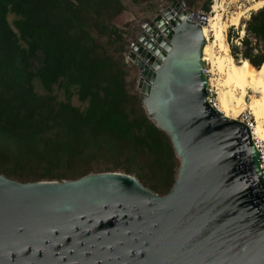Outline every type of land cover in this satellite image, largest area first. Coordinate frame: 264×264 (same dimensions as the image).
<instances>
[{
    "label": "water",
    "instance_id": "1",
    "mask_svg": "<svg viewBox=\"0 0 264 264\" xmlns=\"http://www.w3.org/2000/svg\"><path fill=\"white\" fill-rule=\"evenodd\" d=\"M206 20L170 0L126 48L144 109L180 160L169 193L120 171L0 174V264H264L260 150L246 124L207 101Z\"/></svg>",
    "mask_w": 264,
    "mask_h": 264
},
{
    "label": "trees",
    "instance_id": "2",
    "mask_svg": "<svg viewBox=\"0 0 264 264\" xmlns=\"http://www.w3.org/2000/svg\"><path fill=\"white\" fill-rule=\"evenodd\" d=\"M124 9L122 0H0V174L61 181L122 166L169 193L179 160L141 96L127 89L125 31L112 22ZM9 14L18 17L13 26ZM242 23L231 54L262 70L264 7ZM106 154L114 167L94 172L91 163Z\"/></svg>",
    "mask_w": 264,
    "mask_h": 264
},
{
    "label": "bare ground",
    "instance_id": "3",
    "mask_svg": "<svg viewBox=\"0 0 264 264\" xmlns=\"http://www.w3.org/2000/svg\"><path fill=\"white\" fill-rule=\"evenodd\" d=\"M219 7L216 4L213 12ZM263 7L264 0H254L250 6L233 16L230 25H239L248 11H257ZM207 18L202 26L206 40L203 60L211 63V71L217 75L220 102L218 111L237 119L245 109H250L257 121L256 133L264 139V69L258 70L248 60L235 61L230 53V45L226 42L225 31L229 24H223L219 11ZM211 31L214 39L210 41ZM244 33L242 30L243 35Z\"/></svg>",
    "mask_w": 264,
    "mask_h": 264
},
{
    "label": "rangeland",
    "instance_id": "4",
    "mask_svg": "<svg viewBox=\"0 0 264 264\" xmlns=\"http://www.w3.org/2000/svg\"><path fill=\"white\" fill-rule=\"evenodd\" d=\"M186 3V9L190 12L194 11H200L201 9H204L205 14L207 16H214L216 12H220L222 15V22L223 24H229L225 34H226V42L230 45H240L238 36H242V30L245 27V25L242 23L246 20H248L253 12H256L255 10H250L246 13V15L241 19V23L239 25H230L231 19L233 16L236 15L238 11L244 10L246 7L250 6V4L253 3L254 0H211L209 3V10H205V5L208 3V0H184ZM123 4L125 5L124 11H122L114 20L112 21L115 25H117L120 29L125 31V48H127L130 45L129 37L133 32V28L141 26V23L145 19H152L157 15L159 6L168 2L166 0H149L144 1L140 3H135L132 0H122ZM220 6L217 8V11L213 12V7L215 5ZM18 17L14 14H9L8 20L10 24L13 26V22ZM208 19V18H207ZM234 27V30L230 31V28ZM127 33V34H126ZM213 33L210 32V37L208 40H213ZM216 52L218 49H215ZM219 52V51H218ZM231 53V51H230ZM128 52L126 50V53L124 55L125 57V63L126 68L128 70V76L126 78L127 83V89L131 94H139V88H138V81L140 78V70L139 68L133 63H128L126 60ZM241 61L238 60L237 62ZM211 66V63H210ZM214 82L217 83V75L213 74ZM216 79V80H215ZM38 87V86H37ZM55 94L57 95L59 100H65V95L63 93V90L56 85L55 87ZM39 91H42L38 87ZM72 103L78 107L85 108L86 103L79 100L77 95H74L72 97ZM246 107V106H245ZM248 109V108H247ZM177 157V156H176ZM177 160L179 158L177 157ZM116 163V158L114 156H111V154H106L105 156L99 157L96 160H94L91 165L94 168V172H98L100 170L106 169V168H113ZM180 167V160L178 162L177 169L179 170ZM122 166L119 171L123 172ZM177 170V173H178ZM33 175V174H32ZM177 176V174H176ZM144 182L147 187H149L152 183L150 180L144 179ZM158 194V193H157ZM164 195V194H159Z\"/></svg>",
    "mask_w": 264,
    "mask_h": 264
},
{
    "label": "built area",
    "instance_id": "5",
    "mask_svg": "<svg viewBox=\"0 0 264 264\" xmlns=\"http://www.w3.org/2000/svg\"><path fill=\"white\" fill-rule=\"evenodd\" d=\"M126 57H127L126 60L128 63L132 62V60L129 58L128 55ZM205 70L206 71L204 72L208 80L207 101L213 108H215L218 111L219 106H220L219 92H218V87H217L216 82H213V72L211 71V66L208 61H205ZM237 120L242 121L244 124H246L250 128L252 138L255 144L257 145L258 149L260 150L259 163L261 166L262 175L264 179V139L260 138L256 133V127H257L256 118L250 109H245L241 114H239Z\"/></svg>",
    "mask_w": 264,
    "mask_h": 264
},
{
    "label": "crops",
    "instance_id": "6",
    "mask_svg": "<svg viewBox=\"0 0 264 264\" xmlns=\"http://www.w3.org/2000/svg\"><path fill=\"white\" fill-rule=\"evenodd\" d=\"M242 33V32H241ZM243 35V34H242Z\"/></svg>",
    "mask_w": 264,
    "mask_h": 264
}]
</instances>
